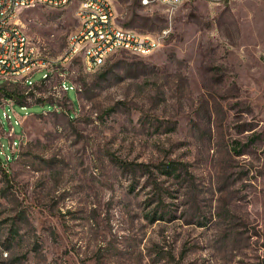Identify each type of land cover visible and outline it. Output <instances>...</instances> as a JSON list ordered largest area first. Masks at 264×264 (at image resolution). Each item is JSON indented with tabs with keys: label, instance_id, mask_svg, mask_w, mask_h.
I'll use <instances>...</instances> for the list:
<instances>
[{
	"label": "rangeland",
	"instance_id": "rangeland-1",
	"mask_svg": "<svg viewBox=\"0 0 264 264\" xmlns=\"http://www.w3.org/2000/svg\"><path fill=\"white\" fill-rule=\"evenodd\" d=\"M111 2L121 26L170 34L151 55L74 61L77 91L56 97L74 118L34 105L57 79L31 100L10 84L28 107L15 106L26 141L8 166L1 133L0 264H264V0ZM77 7L17 18L57 58Z\"/></svg>",
	"mask_w": 264,
	"mask_h": 264
},
{
	"label": "built area",
	"instance_id": "built-area-1",
	"mask_svg": "<svg viewBox=\"0 0 264 264\" xmlns=\"http://www.w3.org/2000/svg\"><path fill=\"white\" fill-rule=\"evenodd\" d=\"M73 3H83V10L75 12L79 28L69 37L68 46L60 57H48L38 45L27 39V33L17 16L25 9L49 8V5L53 4H61L62 8H65ZM153 3L176 7V0H145V5ZM169 34L168 28L155 35H143L121 26L117 22L111 0H0V79L4 81V85L0 86V109H3V118L0 116V139L1 133H5L4 125L7 122L10 130L6 136L10 139L12 151V154L5 155L3 165L8 166L17 159L26 141L24 132L18 137L15 136L12 117L14 116L16 123L22 126V117L16 114L15 106L20 105L26 109L28 105L20 104L19 96L10 95V84L23 86L26 89L23 98L31 100L38 85H45L57 79L59 83L54 93V101L40 96L42 102H36L34 105L51 104L52 109L42 113H66L74 118L77 117V110L73 101L67 96L68 106L64 108L56 97L62 93L68 94L70 89L77 91L76 85L68 78V70L73 65V59H79L82 54L83 44H90V67L100 68L117 52L151 55L164 45ZM37 73H43L42 78L34 81L33 77Z\"/></svg>",
	"mask_w": 264,
	"mask_h": 264
},
{
	"label": "bare ground",
	"instance_id": "bare-ground-1",
	"mask_svg": "<svg viewBox=\"0 0 264 264\" xmlns=\"http://www.w3.org/2000/svg\"><path fill=\"white\" fill-rule=\"evenodd\" d=\"M185 0H176V5H180L181 3H183ZM143 4L145 5V0H143ZM49 7H53V8H62L61 4H53V5H49ZM81 10H83V3H80L79 7L77 8L76 12H81ZM131 30V29H128ZM28 39V38H27ZM90 44H83V46H81V53L79 55V58L83 59L85 66L88 70L92 71L98 68V66H91L90 64L92 62V55H90ZM77 59H73V63L74 61H76Z\"/></svg>",
	"mask_w": 264,
	"mask_h": 264
},
{
	"label": "trees",
	"instance_id": "trees-1",
	"mask_svg": "<svg viewBox=\"0 0 264 264\" xmlns=\"http://www.w3.org/2000/svg\"><path fill=\"white\" fill-rule=\"evenodd\" d=\"M43 85H44V84H43ZM40 88H42V86H39V87H38V89H40ZM10 95H11V94H10ZM32 96H33V97H36V96H35V93H32ZM48 100L51 101V102H53L54 98H53V97H50V98H48ZM36 102H37V103L42 102V98H40V97H39V98H36ZM19 103H20V104H23V103H25V102H24V100H22V101L19 100Z\"/></svg>",
	"mask_w": 264,
	"mask_h": 264
},
{
	"label": "crops",
	"instance_id": "crops-1",
	"mask_svg": "<svg viewBox=\"0 0 264 264\" xmlns=\"http://www.w3.org/2000/svg\"><path fill=\"white\" fill-rule=\"evenodd\" d=\"M79 5H80V3H77V6H78V7H79ZM78 7H77V8H78Z\"/></svg>",
	"mask_w": 264,
	"mask_h": 264
}]
</instances>
